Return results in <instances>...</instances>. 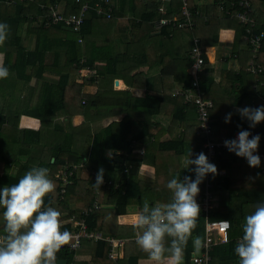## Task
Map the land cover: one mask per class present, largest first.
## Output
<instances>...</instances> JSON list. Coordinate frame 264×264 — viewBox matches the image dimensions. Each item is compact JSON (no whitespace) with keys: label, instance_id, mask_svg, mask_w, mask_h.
Returning <instances> with one entry per match:
<instances>
[{"label":"trees","instance_id":"1","mask_svg":"<svg viewBox=\"0 0 264 264\" xmlns=\"http://www.w3.org/2000/svg\"><path fill=\"white\" fill-rule=\"evenodd\" d=\"M109 1L112 4L110 18L106 14L97 15L95 13V1L91 0H81L79 3H76L75 0H27L24 2L16 1L10 6H6L3 0H0V16H4L1 22L8 24L11 29L8 39L3 44L4 46L12 45L11 34H17L19 26L23 24H28L29 28L31 27L39 34V40L33 51L22 50L21 48L14 63H11L7 58L3 66L17 74V70H21L23 73L26 67L31 66L36 69L40 78L48 73L54 76V79H43L42 81V93L40 103L36 106V117L40 119L41 125H53L58 130L52 134L54 138H57L56 143L52 145L53 147H49L41 142L39 137L43 132L40 130L37 132H19L12 125L10 131L13 138L10 139V142L15 144L20 138L24 141L32 140V143L37 142V144L44 146V153L49 152L46 168L49 169L48 176L53 181L55 189L44 197L43 210L47 207H53L60 212L61 232L71 231L75 219H80L84 211L91 209L85 217L88 230L101 232L105 236L115 238H135L133 225H120L118 217L126 215L130 208H136L140 211L145 200L149 202L150 207H155L157 203L170 202L171 193L166 187L168 181L178 177L183 179L185 176L194 178V173L191 170L184 169V159L190 150L193 153L192 158H195L198 153H205L202 148L203 138L197 135L195 107L185 104L182 97L173 95L178 85H181L182 88H189L192 81V75L189 73L192 64L189 48L191 43L190 46L188 43L191 38L200 37L201 45L215 47L218 44L220 29L235 31V38L239 39L244 37V28L234 17L240 8L236 5L230 6L233 0H219L224 4L229 15L220 10L218 0H210V2L208 0H186L187 7L193 14L194 27L191 29L163 27L159 32L154 30L152 22L161 17L172 18L174 15L180 18L181 0ZM85 2L89 3V10L84 15V24L79 34L74 33L63 24L48 28L43 27L42 22L48 17V8L52 5H61L63 14L69 16L78 14L81 5ZM40 4L45 5L46 9L40 10ZM251 5L253 8L258 5L264 8V0H251ZM102 6L104 5L102 4ZM160 7H165L166 16L158 11ZM32 9H36L34 16L29 15ZM200 15H203L206 21ZM256 30L264 32V25L258 26L257 24ZM92 32L102 36L103 40L99 43L94 41L97 44L93 45L88 54L85 55L77 41ZM66 33H70L71 36H66ZM124 38L126 39L124 40ZM0 47L2 48V46ZM1 48L0 51L2 52ZM249 53L250 59H252L251 50ZM49 55L53 57L52 63L47 64ZM82 59L85 60L83 65L80 63ZM255 61L264 65V49L257 53ZM95 62H103L105 65L100 66ZM87 67L95 75V79H87L89 74L86 70ZM155 70L157 71L156 81L159 86L157 93L153 89L154 84L148 77V72ZM242 73L245 75L239 73L234 76L235 81L222 80L221 77L217 83L214 69L204 57L199 88L201 87L206 99H212L214 102L213 108L209 111L212 127L210 139L223 143L225 140H231L234 132L247 130L253 136H260L259 152L264 149V122L255 128H249L248 122L242 120L239 115L234 121L231 120L227 124L224 122L227 114L226 108L229 105L234 108H243L241 107L243 101L256 93H259L264 101V86L261 87L256 81L257 78L264 81V76L255 77L245 70ZM22 76L24 75L22 74ZM55 77H57L56 80ZM108 77L122 79L127 88H145V96L134 98L129 90L113 93L112 97L120 98L122 102L119 103L120 105L118 104L120 108H114L108 102V105L103 109L108 111L114 108L122 111L126 114V119L120 123H111L94 135L89 134L91 144L90 147H85L83 152L78 151L77 148L70 150L71 135L63 133L64 129L62 127L59 129V123L53 122L52 117L66 116L70 121L73 116L80 115L87 123L83 130L89 129L90 131V121L103 110L98 106V104L103 105L99 98L104 100L103 96L106 94L104 93L102 96L98 89L102 87L104 80L112 79ZM76 80L79 82L81 80V84H78L79 82L77 83ZM234 82L238 83L237 86L240 88L243 85L244 91L236 93L237 97L227 106L229 97L234 92ZM247 84L249 86L246 90ZM90 88H95V91L89 93ZM223 88H226L229 97L219 94L220 89L223 91ZM108 95L110 96V93ZM262 104L264 102L256 104L252 108ZM33 111L32 108L30 112ZM233 111L234 109H231L232 113H234ZM133 112H140L142 116L168 115L175 125L180 126L175 130L176 134L180 128L183 129L179 137L174 136L175 133H173L169 140L154 141V149H159L165 153L167 163L166 167L165 165L163 167L155 165L154 178L156 181L152 185L139 182L136 173L128 172L131 163L133 164L131 167L137 172L138 168H135L134 165L138 164L141 158L138 153L133 152L139 150L140 146L133 144L130 136L132 127L138 122L130 120ZM15 119L17 118L15 117ZM49 121L52 122L48 123ZM190 121H194V124L189 125L187 122ZM3 122L0 121V133ZM153 126H155L154 122L147 120L140 123L138 126L140 136L138 138H150ZM57 133L60 135L58 136ZM0 139L3 140L2 135H0ZM109 150H111V156H109ZM138 152L141 154V151ZM210 163L216 165L218 173L222 169L227 170L228 176L223 179L219 174L215 178H212L211 175L207 176L199 185L200 191L196 200L199 201L202 198L206 191V185H209V192L218 198V207L212 209L213 197H211L208 219L230 220L231 227L229 230L230 241L213 248L211 253L213 261L209 264L222 263L224 260L221 253H224L228 258L233 257L235 259L236 263L231 264H238L239 258L233 253V247L236 246L232 238L240 232L241 221L244 219L248 207L254 204V199L263 198L264 174L261 171V166L250 168L245 159H239L230 152H223L215 156ZM26 168L27 170L19 169L15 175L1 176L0 187L17 183L27 171L32 169L28 165ZM100 168L104 170L103 177L107 176L105 178L110 180L112 185L100 186L97 189L93 184H95V177ZM65 169L68 173L71 172V175L68 176L69 183L63 186V182L57 179L56 175ZM62 189L64 190L63 193H61ZM94 203L100 208H92ZM3 211L0 209V235H5ZM205 219L206 215L200 209V216L197 218L196 227L192 232L193 238L199 237L200 240H204ZM190 240L193 239L190 238L189 243ZM131 243L133 242H129L127 246ZM83 246H89L91 249L90 264L113 263L107 257L108 246L106 243L83 240L81 247ZM74 255V252L67 250L59 251L57 259H64L71 263ZM131 259L132 256L125 253L123 259L118 260L115 264H132ZM79 262H82V258L77 261V263Z\"/></svg>","mask_w":264,"mask_h":264},{"label":"crops","instance_id":"2","mask_svg":"<svg viewBox=\"0 0 264 264\" xmlns=\"http://www.w3.org/2000/svg\"><path fill=\"white\" fill-rule=\"evenodd\" d=\"M155 1H167V0H155ZM108 2H109L111 13H112V4L109 0ZM208 2H210V0H208ZM208 2L206 1V3ZM102 7L105 11L108 8L106 5ZM160 8L164 9L165 14L163 15L166 16L165 7H160ZM35 14H36V9H32L29 15L34 16ZM200 16L202 18L204 17L203 15H200ZM250 16L251 18L254 19V23H255V25H253L252 27L247 26L245 28L242 24L239 23L244 28L243 29L244 37L242 36V38L236 39L235 31L231 29H220L218 32V44L215 47L214 46L204 47L200 43V39H201L200 37H193L188 43L189 46L191 43V46L189 47L191 49L192 44H193V39L198 40L199 45L203 47V51H204L203 58L206 57L207 63L214 69V76L217 78L215 79V81L217 83H218V79H220L221 77H222L221 78L222 80L226 79L229 81H233V80L235 81L234 76H237L239 73L241 75H245L244 73H242L244 72V70L248 74L252 75L248 71V66L250 65L252 61L254 62L256 61L253 58L250 59V53H249L251 50L250 39L251 37L258 36L261 33L264 34V32L256 30L257 24L258 26L264 25V8H261L259 5L253 8V6L251 5ZM2 17L4 16L3 15L0 16V22L3 20ZM155 22H156V19L152 22V26ZM11 35H12L11 39L13 40L12 45L10 46L3 45L2 48L0 47L2 49V52L0 51V64L2 65H4L5 61H7V58H9V61L11 63H14L15 58L18 52H20L19 50L21 48L22 50L26 49L29 51H33L36 48V44L39 40V34L35 32L31 27L29 28L28 24H23L19 26V31H17V34H11ZM125 39L126 38H124V40ZM102 40H103V37L98 34L96 37H93V32L90 33L89 35L87 34L86 36H84L82 39V43L80 44V48L83 50V54L87 55L91 47L93 45H96ZM94 41L97 43H94ZM52 58L53 57L49 55L46 63L47 64L52 63ZM95 63L100 64V66L105 65V63L103 62H95ZM17 71H18V74L16 72L9 71L8 78L0 79V121H4L3 128L0 133V135L3 136V140L0 139V143L3 142L0 145V177L6 174L15 175V172L18 171L19 169L27 170L26 168L27 162L32 163L31 165H28L32 168L33 166L46 168L47 162L49 161L48 160L49 152L44 153V150H43L44 146L42 144H37V142L32 143V140L24 141L22 138H20L18 142H15V144L14 142L11 143L10 139L13 137H12L10 128L12 127V125H14L19 132H24V131L37 132L40 130L41 132H43L42 135L39 137L41 142L45 146L47 145L49 147H53L52 145L56 143V139H54V136L52 134L58 131L54 128L53 125H49V124L45 126L41 125L40 119L36 117V114H37L36 106L40 103V99H41L42 81L43 79L45 80L54 79V76H51V74L48 73V74L43 75L44 77L40 78L37 75L36 69H33V67L31 66L26 67L23 73L21 72V70H17ZM143 71H146V70L143 69ZM191 72L192 71L190 67L189 73L191 74ZM22 74L24 76H22ZM252 76L257 77V76H264V75H252ZM148 77L150 78L152 84H154V87H153L154 91L156 93L159 92V86L156 81L157 71L156 70L149 71ZM200 77H199V82H200ZM108 78H112L111 79L112 81L104 80L102 82V87L98 89V91L100 92L102 96L104 93L106 94V96H103L104 100H102V98L101 99L99 98V100L103 102V105L98 104V106H100V108L102 109L103 107H106L108 105V102L110 103V106H114V108H120L119 105L122 102L120 98L117 99L116 97H112L113 93H118L121 91L129 90L131 96L134 98H143L145 96V91H146L145 88H141V89L127 88L122 79H118L117 77H108ZM56 79L57 77H55V80ZM115 81H117V85L114 84ZM256 81L260 84L261 87L264 86V81L260 80V78L259 79L257 78ZM78 82L79 81H77V83ZM80 82L78 84H81ZM234 84H235L234 92H232L230 97L226 93V88H223V91L222 89H220L221 90L219 93L220 95L229 97L227 106L230 104L232 100H234L237 97L236 93H240L244 91L243 85L240 88L237 86L238 83L234 82ZM248 86L249 84L245 86L246 90ZM177 87L178 88L174 90V93L176 90L182 91L188 88V87L182 88L181 85H178ZM94 91H95V88H90L88 92L93 93ZM200 92L202 96L204 97V92L202 91L201 87H200ZM108 93H110V96L108 95ZM208 100H210L212 104L214 103L212 99H208ZM183 102L187 105H193L192 103L186 102L184 99H183ZM261 102H264L263 98L261 97L259 93H256V94L250 95L249 98L243 101V105L241 107H246V106L253 107L256 104H261ZM32 108L34 109V111L30 112ZM114 108L113 109L111 108V110H108V111L105 110L106 112H101L98 116L96 115L94 118L96 122L89 123L90 131L89 129L83 130L87 123L84 121L83 117L80 115L73 116L70 121L68 120L66 116H58V117L54 116L52 117V120L53 122L59 123V129H61V127L64 129L63 133H69L71 135L70 150L77 148L78 151L83 152L85 147H88V146L90 147L91 140H90L89 134L94 135L100 129L107 127L109 124L120 123V122H123L124 119H126L125 113L119 110H115ZM231 109H234L233 111L234 113L231 112ZM236 109L237 108H234L231 105H229L226 108V113H232V117H231L232 121L236 120L237 116L239 115ZM15 117L17 119H15ZM130 120H132L133 122L138 121L137 124L132 127V133L130 136L132 137V143L138 144L140 146L139 150H134L133 152L138 153V155L141 158L138 164L134 165L135 168H138L137 172H136V169L131 167V164H132L131 162H130L131 164H129V167H128V172L131 174L136 173L137 180L139 182H142L143 184H146V185H152L156 181V178H154L155 177V165L161 166V167L165 165L166 167V163H167L165 153H163L159 149H156V148L154 149V145H155L154 141L161 142V141L169 140L171 139L173 133H175L174 136L176 135L179 137L183 129L180 128L179 132L177 131L178 133L176 134L175 130L178 129L180 126L175 125V123L172 122L170 117L168 115L166 116L165 114H159V115H154V116H144V115L142 116L140 112H133L130 117ZM145 120H147L148 122H154L155 124V126H153L150 132L151 137L150 138L149 137L138 138V136H140L138 126L140 123L144 122ZM196 121H197V126H198L197 113H196ZM50 122L52 121H49L48 123ZM187 123L189 125H192L194 124V121H190ZM81 131H82V134H81ZM237 134H238V131L234 132L233 134L234 136L232 139H235L237 137ZM151 142H154V143L150 144ZM138 151H143V154H140ZM260 153H264V149L257 152V154H260ZM187 157L188 156L185 157L184 162L187 159ZM52 160H51V163H52ZM137 165H139V167H136ZM260 166L262 168L261 163H260ZM184 169H186L185 166H184ZM222 171L225 172V176L221 177L223 179L228 176V171L224 169H222ZM3 187L4 186H1L0 188H3ZM209 193L212 195L211 192ZM204 194L205 192L203 193V196L199 201H202L204 199ZM262 196L263 198H260V197L255 198L254 204L248 207V211L246 215L244 216V219L241 221L242 224L239 226L240 232L236 233L235 237L232 238L233 241H235L234 243L235 246H237L238 242L243 236V227L245 223V217L250 215L254 211V206L258 202H264V195ZM212 197H213V200H212L211 206H212V209H216L218 207V198L213 195ZM160 204L161 203H157L155 206H159ZM138 213H139V210H137L136 208H130V211L126 215L118 217V223L120 225H134ZM133 238H120V239H125L126 243L123 246V248L118 250L119 261L123 259L125 253H128L132 256V259L130 261L132 264H153V262L148 258L147 254L144 253L142 250H140V248L138 247L136 243V237L134 239ZM200 241L201 243L199 246L194 245L193 240L192 241L190 240V243L189 242L187 243V245L185 246L183 250L181 264H194L192 261V258L194 256L200 255L201 253V244L203 240H200ZM129 242H133V243L127 246ZM168 243H170V240H166V246ZM221 245H224V244H221ZM235 248L236 247H233L234 254H235ZM74 253L75 255L71 263L65 260L67 261V264H85V263L90 264L91 263V249L89 246L80 247V249H78ZM221 256H223L222 259L224 261L222 263L214 262V264L236 263L233 257L228 258L225 256L224 253L223 254L221 253ZM80 258H82V262L77 263V261ZM57 260H64V259H57ZM211 261L213 260L210 255V260L208 264ZM164 264H167L166 260L164 261Z\"/></svg>","mask_w":264,"mask_h":264},{"label":"clouds","instance_id":"3","mask_svg":"<svg viewBox=\"0 0 264 264\" xmlns=\"http://www.w3.org/2000/svg\"><path fill=\"white\" fill-rule=\"evenodd\" d=\"M10 30L8 24L0 22V46L8 39ZM8 76V68L0 64V79ZM236 111L248 122L249 128L264 122V105L246 106ZM231 117L232 113H227L224 122L229 123ZM259 142V135L240 130L235 139L225 140L223 145L230 153L245 159L250 168H258L261 163L256 154ZM192 156L190 150L184 166L194 173V178L185 176L169 180L166 187L171 193L170 202L150 207L145 200L133 225L138 247L153 264H164L165 260L167 264H181L188 240L192 238L196 246L201 243L199 237H192L200 216L196 200L199 185L209 175L215 178L218 170L203 152L195 158ZM48 173V168L33 167L14 185L0 188V209L4 210L5 222V235H0V264H57V253L69 242L70 234L60 230V212L53 207L42 210L44 197L55 189ZM103 174V168L98 169L93 184L97 189L103 183ZM223 223L231 226L230 220H223ZM166 240H170L167 246ZM235 254L238 264H264V202H258L254 211L245 217L243 236Z\"/></svg>","mask_w":264,"mask_h":264},{"label":"built area","instance_id":"4","mask_svg":"<svg viewBox=\"0 0 264 264\" xmlns=\"http://www.w3.org/2000/svg\"><path fill=\"white\" fill-rule=\"evenodd\" d=\"M81 0H75V2H80ZM95 1V13L100 14H111V8L108 0H91ZM220 10L223 11L226 15H229V12L225 9V6L221 1H219ZM101 4L106 5L108 8L105 11ZM181 17L178 18L176 15L172 18L161 17L153 24V28L156 31H160L163 27H171L172 29H191L194 27L193 14L190 9L187 7L186 0H181ZM238 6L240 10L235 13V18L240 24L245 28L247 26L255 25L254 19L251 18V0H233L230 3V6ZM89 10V3L85 2L82 9L78 14H74L66 20L67 24L73 25L77 28L84 20L85 13ZM160 13L165 14L163 8H159ZM264 34L261 33L258 36H253L250 39V48L253 52V59H257V53L264 49L263 47ZM78 44L82 43V39H78ZM203 47L199 45L198 40L193 39V44L190 49V57L192 59L191 66V75L192 81L189 88H186L182 91L176 90L174 96L182 97L186 102L192 103L195 106L197 113V135L203 138L202 148L205 151V155L210 162L215 155H219L221 151L227 150L223 143L214 142L210 139L212 135V127L210 123L209 111L212 109L213 104L210 100L205 99L199 88V77L203 71ZM248 71L252 75H264V65L252 61L248 66ZM207 118V119H206ZM206 119V121H205ZM204 126V127H203ZM260 157L262 169L264 170V153L258 154ZM65 184V179L62 180ZM209 185L206 186V191L204 194V199L201 201V206L206 211V219L204 223V240L201 244V253L198 256H194L192 261L194 264H208L210 260L211 251L214 246L226 244L230 241L229 239V227H226L223 223V220H209L208 219V209L209 202L211 200V194L208 192ZM43 210V208H42ZM87 212L83 214L81 219L74 223L76 228L70 234L69 242L62 247L60 251H70L75 252L81 247V242L83 240L92 241V242H104L108 246V259L115 264L119 260L118 250L123 248L126 243L125 239L115 238L111 236H105L101 232H89L84 223V218Z\"/></svg>","mask_w":264,"mask_h":264},{"label":"bare ground","instance_id":"5","mask_svg":"<svg viewBox=\"0 0 264 264\" xmlns=\"http://www.w3.org/2000/svg\"><path fill=\"white\" fill-rule=\"evenodd\" d=\"M16 1L24 2V1H27V0H3V3H4L6 6H10V5L15 4ZM76 3H79V2H76ZM83 4H84V3H83ZM83 4L81 5V9H82V7H83ZM39 8H40V10H45V9H46L45 5H43V4H40ZM48 11H49V15H48V17L42 22V25H43L44 28H48V27H51V26H53V25L63 24V25H65L66 27H68L69 29H71L74 33H77V34L80 33L81 28H82V26H83V24H84V20H83V22H82L77 28H75L73 25H71V24H67V23H66V20H68L69 17H71V16L74 15V14H71V15H69V16H65V15L63 14V12H62V8L60 7V5H58V4H54V5H52L51 7L48 8ZM100 15H102V14H100ZM107 17L110 18V17H111V14H110V15H107ZM80 63H81V65H83V64L85 63V60L82 59ZM86 70H87V72H89L88 77H87L88 80H90V78H94V77H95V75L92 73V71H90L89 67H87ZM80 71H81V70H80ZM80 71H79V74H80ZM94 79H95V78H94ZM214 142H215V141H214ZM223 152H229V151H228V150H224V151H221L220 154L223 153ZM141 154H143V151H141ZM220 154H219V155H220ZM232 154H234V153H232ZM215 156H217V155H215ZM213 158H214V157H213ZM239 159H243V158H239ZM121 163H123L122 160H121ZM74 168H76V167H74ZM66 170H67V169H65V170H63V171H60V172L56 175V178H57V179H60L61 181H62L63 179H65V184H63V186H65V185H67V184L69 183V181H68V176L71 175V172L68 173ZM261 171H262V173L264 174V170H263L262 168H261ZM218 174H219L220 176H222V177L225 176V172H224V171H220ZM96 176H97V175H96ZM95 180H96V177H95ZM62 182H63V181H62ZM111 185H112V182H111L110 180H107L105 177H103V183H102L101 186L103 187V186H111ZM206 186H207V185H206ZM63 192H64V190L62 189V190H61V193H63ZM197 203H198L200 209L203 210V212H204L205 215H206V211H205V209L201 206V201H197ZM209 205H210V202H209ZM92 208L98 209V208H100V206H98L96 203H94V205L92 206ZM209 209H210V206H209ZM209 209H208V213H209ZM90 210H91V209H88L87 211H84V213L87 212L86 216L89 214ZM86 216H85V217H86ZM80 219H81V218H80ZM80 219H79V218H76V219H75V221L73 222V228H72V230L69 231V232H72V231H74V230L76 229V228L74 227V223L77 222V221H79ZM84 223H85V225H86L85 218H84ZM230 227H231V226H230ZM230 227H229V230H230ZM86 228H87V225H86ZM87 230H88V228H87ZM88 231H89V232H92V231H90V230H88Z\"/></svg>","mask_w":264,"mask_h":264},{"label":"rangeland","instance_id":"6","mask_svg":"<svg viewBox=\"0 0 264 264\" xmlns=\"http://www.w3.org/2000/svg\"><path fill=\"white\" fill-rule=\"evenodd\" d=\"M66 36H71V34L70 33H66ZM97 36V34H93V37H96ZM8 78V77H7ZM106 80H111V79H106ZM178 88V87H177ZM97 109H99V108H97ZM100 111V110H99ZM101 112H106L105 110H101ZM90 122H96L95 121V119H93L92 121H90ZM95 125V124H94ZM92 126V125H91ZM97 128V127H96ZM57 135L59 136L60 134L59 133H57ZM54 139H57V138H54ZM58 141H60V139H58ZM32 163H29V162H27L26 163V165H31ZM34 167V166H33ZM105 177H107V176H105ZM130 211V210H129ZM128 211V212H129Z\"/></svg>","mask_w":264,"mask_h":264},{"label":"water","instance_id":"7","mask_svg":"<svg viewBox=\"0 0 264 264\" xmlns=\"http://www.w3.org/2000/svg\"><path fill=\"white\" fill-rule=\"evenodd\" d=\"M114 84L117 85V81H115ZM57 264H67V261H65V260H57Z\"/></svg>","mask_w":264,"mask_h":264}]
</instances>
